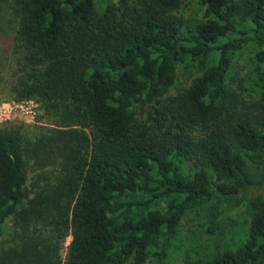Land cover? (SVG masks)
<instances>
[{"label": "trees", "instance_id": "trees-1", "mask_svg": "<svg viewBox=\"0 0 264 264\" xmlns=\"http://www.w3.org/2000/svg\"><path fill=\"white\" fill-rule=\"evenodd\" d=\"M0 99V264H264V0H0Z\"/></svg>", "mask_w": 264, "mask_h": 264}, {"label": "rangeland", "instance_id": "rangeland-1", "mask_svg": "<svg viewBox=\"0 0 264 264\" xmlns=\"http://www.w3.org/2000/svg\"><path fill=\"white\" fill-rule=\"evenodd\" d=\"M245 57V55H244ZM242 61V60H241ZM4 102V100L0 99V105ZM31 106H34L33 107V114H34V117H31L30 115L29 116H26V115H23L21 112L19 111H15V110H12V109H8L7 110V113L11 114V118L6 120V121H2L0 122V124H3V123H34L35 122V118L36 116L38 115L39 113V110H38V104L37 106L35 107V104H32L30 103V107ZM7 107V106H6ZM10 108V107H8ZM243 208L240 209V211H242ZM188 227V226H187ZM11 233H12V229H11V223H7V226H6V229H5V235L3 238H1L0 240V248L7 245L8 241L10 240V237H11ZM190 237H192L194 234L191 233L190 231ZM71 241V237L69 236L66 240V243H65V246L67 247L69 245Z\"/></svg>", "mask_w": 264, "mask_h": 264}, {"label": "built area", "instance_id": "built-area-1", "mask_svg": "<svg viewBox=\"0 0 264 264\" xmlns=\"http://www.w3.org/2000/svg\"><path fill=\"white\" fill-rule=\"evenodd\" d=\"M30 103L35 104V107L37 106V103L34 102L33 100L24 101V102H3L0 105V122L6 121L11 118V114L7 113L8 109L19 111L23 115H26V116L30 115L31 117H34V114H33L34 106L30 107Z\"/></svg>", "mask_w": 264, "mask_h": 264}]
</instances>
